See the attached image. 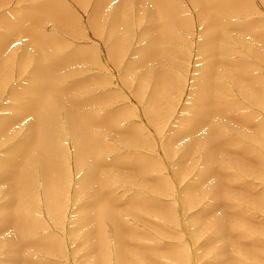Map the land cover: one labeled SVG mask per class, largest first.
Wrapping results in <instances>:
<instances>
[{
  "label": "rangeland",
  "instance_id": "374dc122",
  "mask_svg": "<svg viewBox=\"0 0 264 264\" xmlns=\"http://www.w3.org/2000/svg\"><path fill=\"white\" fill-rule=\"evenodd\" d=\"M34 1L36 3L40 2V4H42L43 2H47L52 7L56 8H59L57 7L59 5L66 11L68 9V11H70L74 17L76 16L75 19L77 21L76 24L78 25V32H75L71 26L65 25V23L63 24V22L52 18H50V20L48 18H46L45 20H41L40 28L44 32L46 31V34L53 37L52 39H54L55 44L56 42H58V49L56 48V52L52 53L50 61L51 59L54 60L57 57H72V55H77L76 62H74L68 69L65 70L64 68L62 79H65V83L68 82L67 84L64 83V85L68 88L72 87L73 89H79L78 96L81 95L79 97L88 101V105L86 103L85 106L89 108V111H91L90 114L94 115V117H96L95 119L99 118L98 121L100 122L96 121L97 124L99 123L98 126L96 125L98 127H96V129L98 134L101 135V141L104 140L103 145L106 143L104 145L106 147L102 148L101 151L103 152V156L99 158L102 160L98 161V165L96 163V166L99 170V175H101V173L104 176L107 174L105 176V184L102 188V191L104 192L101 195H108L112 197V200H115V204H113L115 211L119 214H125L123 216V222L126 225H116L118 228H120L119 232L121 229L122 231L126 230V233L128 231L127 235L129 237L128 240L130 241V244L128 249H126L127 252L124 258H132L129 260V264H159V262L161 264H234L232 263L233 261H231V254H233V250L219 253L220 260L219 258L215 257L216 251L214 250V248L220 249V246H222L224 243L228 244L226 246H228L231 250V248L235 247L233 241L224 240L221 236L219 238V235L214 234V232L216 231L214 227H209L208 225L205 228L206 231H204L203 229L204 232H201L200 230L202 228L200 225H198L197 223H190V219H192L195 214H198L199 210V213L201 212L199 217L202 216L203 219H206L205 221L208 222L226 212L227 217L229 216L228 218H231L229 219L230 222L231 220H233L232 217H234L235 214H240L243 216L245 215L243 220L245 218L247 219L242 222L243 226L241 227L245 230L243 238L244 240H242V242L240 241V243L238 244L239 247L242 246L243 248L241 249V247L239 248L236 246V251L237 254L239 253L238 255L240 256V260L237 259V261L239 262H236L235 264H264V199H262V197L264 198V176L263 178H261L260 182L258 177H255L253 175L242 176L241 174H237L236 180L233 181V183H231V185L229 186V192H227L228 194H225V197L228 198H226L223 203L217 208H212L213 210L211 208H208L209 199L207 198L209 197L203 194L195 203L196 205L193 204L194 208L191 205L186 206L184 202L183 192L187 188V186L194 180V178H196L195 176L197 175V173H199V170H202V165L204 163V152L202 151V149L197 147L198 142L196 143L194 140H192L195 136L194 133H191V135L185 134L184 136H179L177 140H175L176 150H173L174 154L172 153V148H169L170 142L168 141L170 131L174 129V127V131H176L183 119L191 116H197L195 110L191 109L192 104H195L192 98V88L196 87V85L200 82V79L203 76V67L210 60L217 61L215 69H219V72L221 71L220 73L222 74V78L224 79V87L228 82V79H226L225 76V72H229V69L232 72V68L236 67L228 61H240L243 63H247L246 65H249L251 68L248 72H246L249 74V76L247 77H263L264 89V54L262 57H259L262 62L259 60V58L253 57V54L256 55L257 53L264 52L263 40H257L256 38L262 37L258 36L261 34V31H263L264 36V0H261V2L260 0H242L243 8L240 6L236 7L238 9L233 8L231 12H229L230 14H228L232 17L227 15V19L225 18V16L222 17L223 13H221L220 16L219 14H216L215 12L210 10H208L209 13L206 12L205 14H202V12H204L203 10H206L205 7L200 3L194 5L192 3L193 0H173V9L175 10H173V15L171 17L172 21H175L177 23H173L170 32L171 35L173 34L176 40H172L171 46L175 49V51L174 54L170 55V58L174 59L173 63L172 60L169 59L170 63H172L169 69L173 72V74L178 76L177 78L179 80L177 79L178 81H175L177 86L176 84L175 86H171L170 90H172H169L168 92L171 94L169 95L170 97H168V103L170 101V104L168 105L165 99V102L162 106L163 108L158 104L159 114L157 116V121L152 118L153 115H150L148 111V96L149 92L151 93L153 84L151 83V79L150 82L147 81V79L151 76L150 72L152 73V76L161 75L163 68L169 66V62L165 59H161L159 60V62L156 60L159 64H157L156 61H146L144 64L137 63L138 52H140L143 47L149 46L153 41V37L155 36L153 30L148 28L153 24L150 25L151 22L147 18V13L141 14L140 12H142V10H139V6L137 9L134 5L132 7L129 5L127 17L129 16L130 19L126 18L125 27L121 25L120 22L117 24V26L119 27L111 32L112 24H110L109 22L111 21V23H113L112 19H114V16L112 12H115L114 8L116 9L118 7V4L120 5L119 1H121V3L123 4L122 0H107L100 7L99 12L101 13H98L96 15L95 20L93 18L95 17L94 13L98 0ZM130 1L132 0H124V3L126 2V4H130ZM28 4V0H0V18H3V16H5L3 18L4 20L7 19V21H14L13 19H16L19 14L24 12V9L26 10V8L29 7ZM150 6L151 5L146 2L144 5H141V8H143V11L145 12L148 11V8ZM136 9L138 11H136ZM217 10H219L218 7L216 8V11ZM235 10L238 11L236 12ZM218 16L220 18H218ZM2 18L0 19V36L6 31L5 28H3L5 27V25L2 23ZM179 18L181 20L186 19V26H184V24H178L182 23L178 22ZM91 19L93 21H91ZM215 19L216 21H220V23L221 19L230 23V25L225 29L226 32L224 33L225 35L222 36L223 39L221 38L219 41L220 46L223 47L221 49H224L222 55H224L226 59L225 63H221L222 55H219L220 52H218L217 56H214L205 52L200 47L202 40L205 39L210 32L208 31L209 26ZM47 20L48 22H46ZM261 22L263 23V25ZM174 24L176 26H174ZM234 24L236 25L233 26ZM249 24L252 26L249 27ZM253 24L255 25L254 28ZM239 25L245 27L246 25L248 26L246 27L247 30H245V33H243L244 31L238 29ZM256 28L258 31L255 30ZM253 29L257 32H255ZM145 31H149L150 33L148 34ZM114 32L116 33V35ZM215 34H217L218 36V33ZM114 35L116 36V38L114 37ZM147 35L150 36L146 37ZM226 35L227 37H225ZM111 37L112 39L110 41L109 39ZM16 38V41L10 39V41H8L5 45L6 48L4 47L3 51L0 52V54H2L0 56V59L3 62V64H0V119H4L7 116L9 118L11 116L13 117V119H11L12 124L9 123L11 126H6L10 129L5 131L4 133L6 137L4 135L0 138V160L6 156V151H8L13 145L21 140L23 135L28 134L27 132H29V129L27 130V126L29 127V124H31L30 121L32 122L33 120V115L31 114L18 115L17 118H14V115L18 114V107H16L15 104H18L19 101L16 102L18 99H13V92L16 91V89H23L24 86L29 87L31 82L33 81L32 70L35 66V60H33L35 57L31 56V54H29V56L31 57H28L26 53L27 58L25 56L24 63L21 64L20 62L23 58L22 55H20L21 51L26 49L29 53L40 52L38 47L35 44L29 42L28 39L23 38L21 35H19V37L16 36ZM113 41L115 42L116 51L118 52L117 56H115L116 54L112 52V44H114ZM215 42L216 44H218L217 41ZM225 45L227 46L225 47ZM238 46H242L243 48L240 49ZM244 47H246V49ZM247 48H250V50ZM116 58H118L117 61ZM80 59L83 60L81 61ZM19 63L21 65H19ZM154 63H156L157 65ZM158 67H161L162 69ZM245 68L247 69V67ZM146 70L149 73L146 72ZM139 71L141 73H139ZM147 73L149 75H145ZM153 73H155V75ZM235 79L232 80L234 83L230 81L227 83V93L230 96L229 99L233 98L232 102L238 107H241L242 102L238 103V101L232 96L233 93L235 94V92L237 91V83L235 82L239 80L238 78ZM139 83H141V91L137 92L135 86ZM73 86H75V88ZM19 94H21L20 97H23V99L27 101L28 97L27 95H24V92H20ZM25 97H27V99ZM251 107H253L254 110ZM251 107L248 108L244 105V111L243 109H241L238 114H244V112H248L249 114L251 110V113H257V117L264 121V108L262 109L263 111L261 110V112L258 111L256 107ZM162 109L167 110L165 111L166 114L163 113V119L160 116V111ZM13 113L14 115L10 116V114ZM55 115L56 116L54 118H56V120L58 121L56 126L58 137L56 136V140H58V143L61 144L60 146L64 150H67L63 152V155H58V153H56L57 149H55L54 154H56H53V158H55V156L57 155L56 159L54 160L57 161L58 159V161H61L65 166L63 176H60L59 179H57L58 184H60L59 190L61 198L58 203V205L60 206V212H57L58 215H55V213L51 214L46 212L42 192V176L39 175L40 171L35 170V167L33 168L32 166L31 176L34 175L32 177H34L35 180V190L33 187L34 198H32V202L34 201V203L31 206H28L26 209L28 212L27 215L31 217V221L34 220L36 222L34 223V227L30 228V232L28 231L26 235L27 238L28 236H30L31 239L27 241V239L25 238L26 241L21 243L22 238L17 235L18 231H16L11 226L3 228L0 225V264H8L9 261L11 262L12 260H16L17 258L20 259L23 256L32 260V264H89L91 263V261L93 262L91 264H94L95 260L93 259V257L95 259L98 258V264H100L101 260L103 261L102 264H117V259L114 251L115 249L112 243L114 229H116V226L114 225L115 223L105 222L103 227L101 226L102 239L104 240H102L103 250H101V248L96 245V247H94L93 242H87L86 240V234L88 232H97V230L92 229L91 225H85L84 222H81L80 216L82 213L88 211L87 204H90V201L95 196L94 193L90 192L92 191V189L84 192L81 195L77 193V190L79 191V189L77 188L76 184H78L83 174L87 172V168H76L74 156L75 154H73V152H75L74 150H76V147L73 145L75 140L70 135L69 128L67 127L68 124L66 123L63 114L59 117L57 113ZM96 115L98 116V118ZM56 120L53 121L56 122ZM107 123L112 127L108 126L107 128L109 129H104L103 127ZM132 127L133 131L130 130L132 129ZM212 127L210 128V125L203 126L201 128L203 131L200 130V132L196 134V139H199L200 141V139L207 134V131L212 132ZM246 127L247 129L244 127L240 130H231V134H227L226 136V139H233L237 141L235 147L237 149H231L232 153L236 156H238L237 153L238 149L240 150V147L245 145L251 146L253 144L250 138L246 136V132L251 137V134H257V132L260 131L258 129L256 130L254 128H250L247 125ZM54 128L51 127L52 130ZM100 130L104 131L102 133H99L101 132ZM253 131L255 133H253ZM260 132L263 135L264 141V131ZM133 135L140 138L137 139ZM53 138H55V135L53 137H50V142L56 145V140ZM256 144H259L258 141H256ZM191 146H195V150L192 151L190 149ZM252 147L254 148V145ZM185 149L186 151L190 152L188 154V157H190L187 161H184V158H181V152ZM33 151L34 153H36L35 150ZM256 153H259V151H256ZM262 153L264 159V148ZM70 154H72V156ZM233 154H230V156L236 158V156H234ZM249 158L250 161L252 160L254 162V158L252 157V155ZM120 160L123 161L125 165L122 162L121 164L123 165H121ZM150 161L153 164H150ZM146 162L149 163L147 164ZM145 163L148 166L155 165L156 171L150 169L149 175L148 173H146L147 175H143L142 177H140L137 170H141V168H139V165L143 166ZM129 164H131L130 166H132V168L129 167ZM230 172H234L235 174L237 170L232 171L230 169ZM253 174L255 175V173ZM111 178L114 180L112 181ZM159 179L163 181L160 183ZM237 180L241 182L240 184L244 183L245 186H241ZM7 185L8 183L0 182V207L1 205L3 207L6 202L8 203V201L11 202V200H9L5 194V188ZM206 187L207 184H204L202 186L203 190H206ZM251 193L254 195L253 198L251 197ZM136 196H139L140 199ZM240 197H242V200H238ZM131 199L138 200V202H141L142 200V202L139 203L140 208L137 207L140 210L139 214L136 213L137 208L136 210L135 208H130L132 206L131 203L133 202L130 201ZM259 201L261 202V205H259ZM238 204L242 206H239ZM225 205L226 207H224ZM220 206L222 207V211L218 209ZM2 207L0 208V221L3 219H7V213L1 211ZM116 218H118V216L114 217L115 220ZM246 223L248 226L245 225ZM195 224L198 225V227L195 226ZM112 225L114 226V228ZM130 234L132 236H135L132 237ZM139 235H141V238H138ZM16 237L18 238V242L21 243L22 249L19 250V253L13 256L12 248L16 244ZM11 238L15 239V241L11 242ZM229 238L233 240V237L231 235H229ZM50 239H53L51 240L52 243H49ZM45 240L46 242L48 241V243H44ZM37 241L39 243H36ZM54 242L56 245L54 244ZM50 244L51 246L54 245L53 248L55 249H53ZM48 246H50L52 249H49ZM204 248H206L208 252L204 254L205 256H203L202 253V250H204ZM51 250H54L55 252ZM135 250H137V253L134 252V254L133 251ZM170 251L171 253H169ZM251 252H253L255 256H253ZM148 253L152 254L153 256H150ZM130 254H133L135 256ZM183 254H185V256ZM194 254H196L197 257ZM179 256H182V262L179 260V258H177ZM187 257L188 259H186ZM222 259L223 261L221 262ZM150 260L153 262H151ZM23 263L26 264L25 262L20 261V264Z\"/></svg>",
  "mask_w": 264,
  "mask_h": 264
},
{
  "label": "bare ground",
  "instance_id": "6f19581e",
  "mask_svg": "<svg viewBox=\"0 0 264 264\" xmlns=\"http://www.w3.org/2000/svg\"><path fill=\"white\" fill-rule=\"evenodd\" d=\"M23 1H25V0H23ZM28 1H29V4H28L29 7L26 8V10L24 9V12H22V13L20 12L21 14H19L16 19H13L14 21H10V20L7 21V19L4 20L3 18L5 16H3V15H2L3 18L1 17L2 21H3L2 23L5 25V27H3V28H5L6 31L0 36V52L3 51V48L5 47L6 43L8 41H10V39L11 40L13 39L14 41H16V39H17L16 36L19 37V35H21L23 38L28 39V41L31 42L32 44H35L38 47L40 53H33V52L29 53V52H27L26 49H24L20 53V55H22V57H23V58L21 57L22 58L21 62L19 61L21 64L24 63L25 56H26V58H27V55H28V57H31V56L35 57L33 59V60H35L34 61L35 66L33 67V70H32L33 81L31 82L29 87L24 86L23 89H19V90L16 89V91L13 92V94H14L13 99H18L16 102L19 101L18 104H15L16 107H18L17 108L18 114L14 115V113H13V114H10V116L14 115L15 116L14 118H17L18 115L31 114V115H33V120H32V122L30 121L31 124H29V127L27 125H25V126H27V130L29 129L28 130L29 132H27L28 134L23 135L21 140L19 142H17L15 145H13L8 151H6V153H7L6 156L0 160V182L1 183H3V182L8 183V185L5 188V194H6L7 198L9 200H11V202L10 201H8V203L6 202L3 207L1 205V207H2L1 211L7 213V219L1 220L0 225L3 228L7 227V226H11L16 231H18L17 235L22 238L21 243L26 241V239H27V241H29L31 239L30 236H28V238H27L26 235H27L28 231L30 232V228L34 227V225H35L34 223H36V222L34 220L31 221V217L29 215H27L28 212L26 209L28 206H31L34 203V201L32 202V200H33L32 198H34L33 187L35 190V180H34V177H32L34 175L31 176V169H32L31 167L32 166H33V168L35 167L34 168L35 170H37V171L39 170L40 171L39 175L42 176L43 191L42 190L41 191L43 192V200H44V206L46 207V209H45L46 212L51 213V214L55 213V215L57 214V212L58 213L60 212V210H59L60 206L58 205V203L60 201L61 195H60V190H59L60 184H58L57 179H59L60 176H63L65 166L62 164L61 161H58V159H57V161L54 160V159H56L57 155L55 156V158H53V154L55 152V149H57L56 153H58V155L59 154L63 155V152H65L66 149L64 150L60 146L61 144L58 143V140H56L58 137V132L56 129L58 121L54 117L56 116L55 115L56 113H57L58 117L63 114V117H65L66 123L68 124L67 127L69 128L70 135L75 140V142L73 144L76 147V150H74L75 152H73V154H75L74 155L75 156V166L77 169L83 168V167L87 168V172L85 174H83V176L80 178L78 184H76L77 188L79 189V191L77 190V193H79L81 195L84 192L92 189V191H90V192L94 193V196H95L91 200L92 203L90 201V204L89 203L87 204L88 211L82 213L80 216L81 222H84L85 225L89 224L92 226V229L97 230V232H88L86 234V240H87V242H93L94 247L98 246L101 248V250H103V248H102V240L103 239H102L101 226L103 227L105 222L106 223L107 222L115 223L114 225L116 226V229H114V235H113V242L112 243H113L114 249H115L114 251H115V255H116V259H117L116 262H117V264H129V260L132 258H127V259L124 258L125 254L127 252L126 249H128L129 244H130L129 243L130 241L128 240L129 237L127 235L128 231L126 233V230L122 231V229H121L119 232L120 228L117 227V225H124V226L126 225L123 222V216L125 214H119L115 211L114 206H113V204H115V200H112V197H110L108 195H105V196L101 195L104 192V191H102L103 190L102 188L105 184V179H106L105 176L107 174L105 176L102 173H101V175H99V170L96 166V163L98 161L102 160V159H99V158H101V156H103L102 155L103 152L101 151L102 148L106 147V146H104L106 143L104 142L105 144L103 145L104 140L101 141V137H100L101 135L98 134L97 129H96V127L99 124V123L97 124V122H100V121H98L99 118L96 115L98 119H95L96 117H94V115L90 114L91 111H89V108L85 106V104L88 101L79 97L81 95L78 96V90L79 89L78 90L73 89L72 87L68 88L67 86L64 85L65 79H62L64 68L66 70L74 62H76V60H77L76 56L77 55L74 56L71 54L72 57L69 56V57H59V58L56 55V57L58 59L55 58L54 60L51 59V61H50V57L52 56V53L56 52V50H55L56 48L58 49V45H57L58 42H56V44H55L54 39H52L53 37L46 34L45 33L46 31L44 32L40 28L41 20H45L46 18H48L50 20V18H52V19H57V20L63 22V24L65 23V25L71 26L75 32H78V25L76 24L77 21L75 19L76 16L74 17L71 14V12L68 11V9L66 11V10H64V8H62L59 5L58 6L56 5L57 7H59V8H56V7H52L47 2H43L42 4H40V2L36 3L34 0H28ZM79 1H81V0H79ZM106 1L107 0H98L97 6L95 8L96 10L94 13L95 17L93 18L94 20L96 18V15L98 13H101V12H99L100 7ZM122 1H123V4L121 3V1H119L120 5L118 4L117 5L118 7L116 9L114 8L115 12H112L113 16H114V19H112L113 23H111V21L109 22L110 24H112L111 32L113 30H115L117 27H119V26H117V24L120 22H121L120 24L125 27L126 18L130 19L129 16L127 17V15H128L127 11L129 9V5L131 7L134 5L137 9L139 6V10L140 11L142 10V12H140L141 14L142 13L148 14L147 18L151 22L150 25L153 24V25L149 26L148 28L153 30V33L155 36L153 37V41L149 46L143 47L140 50V52H138L137 63L144 64L146 61L152 62V61H156V60L159 62V60H161V59H165L169 62V66L166 68H163L161 75H155V73H156V71H155V73H153L155 76H152L151 72H150V74H151L150 78H148L146 76L149 79L148 80L146 78L147 81L150 82V79H151V83L153 84L151 93L149 92V96H148L149 97L148 111H149L150 115H153L152 118H154L157 121V116L159 114V105H160V107H162L165 100L167 101L168 105L170 104V101L168 103V97H170L169 95H171V94L168 92H169L171 86H175V84H176L175 81L178 79L177 78L178 76L173 74V72L169 69V67L172 65L173 59H174V58L171 59L170 55L174 54V51H175V49L172 48V46H171L172 40L173 41L176 40L174 38L173 34L171 35L170 32H171V28H172L173 23H177L175 21H172V17H171L173 15V10H175V9H173V5H174L173 0H132V1H130V4H126V2L124 3V0H122ZM225 1H227V2H225ZM146 2H148L151 6L148 8V11L144 12L143 8H141V5H144ZM260 2H261V0H260ZM192 3L194 5H197L200 3L202 6L205 7L206 10H203L204 12H202V14H205L206 12L209 13L208 10H210V11L215 12L216 14H219V15L221 13H223L222 17L225 16L226 19L228 18V16H230L228 14H230L229 12H231V10L233 8H236L239 6L243 8L242 0H236V1L193 0ZM217 7L219 8V10L216 11ZM137 9H136V11H138ZM146 9H144V10H146ZM236 9H238V8H236ZM133 11H135V10H133ZM174 12H176V11H174ZM231 15H232V13H231ZM233 15H235V14H233ZM0 16H1V14H0ZM111 16H112V14H111ZM230 17H232V16H230ZM110 18H112V17H110ZM218 18H220V17L218 16ZM10 19H11V17H10ZM175 19H176V17H175ZM185 20L186 19L181 20L179 18L178 22H182V23H178V24H184V26H186L187 23ZM91 21H93V20L91 19ZM46 22H48V20ZM229 25H230V23H228L222 19H221V23L218 20L216 21V19L213 20L212 24L209 26L208 31H210V32L206 36V38L202 40L200 47L205 52H207L211 55H214V56H217L218 52H220L219 55L221 56L224 49L223 50L221 49L223 47L220 46L219 41L222 38V36L225 35L224 34L226 32L225 29ZM235 25L236 24H234L233 26H235ZM262 25H263V23H262ZM174 26H176V25L174 24ZM250 26H252V25L249 24V27ZM254 26L255 25L253 24V28H254ZM109 27H111V26H109ZM246 27H248V26L246 25ZM246 27L239 25L238 29L241 31H244L243 33H245V30H247ZM256 27H258V26H256ZM128 28H129V26H128ZM255 30H257V28ZM257 31H255V32H257ZM145 32L148 34L150 33L149 31H145ZM215 33H218V36ZM115 35H116V33H115ZM115 35H114V37L116 38ZM256 35H257V33H256ZM149 36L147 35L146 37H149ZM258 36H262V37H256L257 40H263V42H264L263 31H261V34ZM13 37H15V38H13ZM112 37L109 39L110 41H111ZM225 37H227V35ZM151 40H152V38H151ZM114 41H117V40H114ZM114 41H113L114 44H112V46H113L112 52H114L116 54V55L115 54L114 55L117 56L118 52L116 51V46H115ZM215 41H217L218 44H216ZM59 44H60V42H59ZM224 44H222V45H224ZM226 46L227 45H225V47ZM238 47L240 49L243 48L242 46H238ZM246 47H249V46H246ZM246 47H244V48L246 49ZM247 49L250 50V48H247ZM26 53H27V55H26ZM74 53H76V52H74ZM29 54H31V56H29ZM224 54H226V53H224ZM263 54H264V52L257 53L256 55L253 54V57L259 58V57H262ZM1 55L2 54H0V56ZM114 55H112V56H114ZM9 58H11V57H9ZM82 58H83V56H82ZM221 58H222L221 63H225L226 59H225L224 55H222ZM117 59L118 58H116V61H117ZM169 59L172 60V63H170ZM259 60L261 61L260 58H259ZM157 61H156V63H157ZM228 62L235 65L236 67L232 68V72L230 71V69H229V72L226 71L225 76H226V79H228L227 81L228 82L230 81L232 83H234L232 80H234L235 78L239 79L237 82H235V83H237V91L235 92V94L233 93L232 96L238 101V103L242 102L241 107H238L236 104H234L232 102L233 98L229 99L230 96L227 93L228 92V85H227L228 82L226 83V85L224 87V83H223L224 79L222 78V74L220 73L221 71L219 72V69L218 70L215 69V65H216L217 61L216 60H210L203 67V76L200 79V82L196 85V87L192 88V90H193L192 98H193V101L196 105L192 104L191 109L195 110V112L197 113V116H191V117L183 119L182 122L179 124L178 129L176 131H174V129H175V127H174V129H172L170 131V134H169V140H168L170 142L169 148H172V153H173V150H176L175 140H177V138L179 136H184L185 134L191 135V133L195 134V136L192 140H194L196 143L198 142L197 147L202 149V151L204 152V154H203L204 163L202 165V170H199V173H197L196 176L193 175L196 178H194V180L192 179L193 181L187 186V188L185 190L183 189L184 192L182 191L183 195H184V202H185L186 206H188V205L193 206V204H195L197 202V200L200 199L201 195L203 194V195L209 197V198H207V199H209L208 208L209 209L210 208L211 209L217 208L219 205H221L223 203V201L226 198H228V197H225V194H228L227 192H229L228 191L229 186L231 185V183H233V181L236 180L237 174L238 175L241 174L242 176L253 175L255 177H258L260 182H261V178H263V176H264L263 175V160L264 159H263V153H262L263 148H264V146H263L264 141H263V135L260 132V131H264V121L257 117V113H251V110H250L249 114H248V112L247 113L244 112V114H238V112L241 109H243V111H244V108H243L244 105L247 106L248 108H250L251 106H254V107H256V109L258 111H261L264 108L263 107L264 106L263 77L262 76H261V78L259 76H258L259 78L247 77V76H249V74L246 72H248L251 69L249 65H246L247 63H243L240 61H232V62L228 61ZM20 63H19V65H21ZM25 63H26V61H25ZM156 63H154V64H156ZM0 64H3L2 60H1ZM157 64H159V63H157ZM151 67H150V69H151ZM245 67H247V69ZM148 68H149V66H148ZM158 68H161V67H158ZM146 72H148V71L146 70ZM139 73H141V72L139 71ZM139 73H137V74H139ZM148 73L145 75H149ZM65 76H67V75H65ZM138 76H140V75H138ZM221 78H222V80H221ZM131 81H133V80H131ZM67 83H65V84H67ZM128 83H130V82H128ZM144 84H146V83H144ZM75 86H73V87L75 88ZM176 86H177V84H176ZM135 89H137V92H140L141 91V83L137 84L135 86ZM233 91H231V92H233ZM20 92L21 93L24 92V95H27L28 99H27V97H25L27 99V101H25L23 99V97H20V95H21V94H19ZM166 94H167V96H166ZM239 99H240V101H239ZM87 105H88V103H87ZM235 108H236V110H235ZM251 108L253 109V107H251ZM165 111H167V110L162 109L160 111V113H161L160 116L162 119H163V113L166 114ZM7 117L4 119H0V138H1V136L5 135L4 134L5 131L10 130L9 127L7 128L6 126L10 125L9 123H11V121H12L11 119H13V117L12 116L10 118L9 117L7 118ZM227 117H229V118H227ZM102 118H104V117H102ZM108 119H109V117H108ZM108 119H107V121H108ZM53 120L54 121L56 120V122H54ZM54 124H55V128H54ZM206 125H210V128L213 126L212 132L207 131L206 132L207 134L204 132L206 135L204 137H202L199 141V139H196L197 138L196 134H198L200 132V130H202L201 128L203 126H206ZM246 125L250 128H254L256 130L258 129L260 131L259 132L256 131L257 134H251V137L246 132V136L248 138H250V140L253 144L251 146L245 145V146L240 147V150L238 149V153H237L238 156H236L235 154L232 153L231 149L236 147L237 141H235L233 139H226V136H227V134H231V130H240V129H243L244 127L247 129ZM108 126H109V124L107 123L104 125V127L103 126L102 127L104 129H106ZM51 127L54 129L52 130ZM109 127H112V126H109ZM107 129H109V128H107ZM114 130H116V129H114ZM130 130L133 131V127ZM136 130H137V128H136ZM100 131L101 132H99V133H102L104 130L103 131L100 130ZM108 132H109V130H108ZM253 133H255V132L253 131ZM54 135H55V138H53V139L56 140V145L52 144V142H50L51 141L50 137L51 136L53 137ZM59 135H61V134H59ZM135 135H133V136L136 137L137 139L140 138V137H138L139 134H138V136H135ZM5 137H6V135H5ZM181 138H183V137H181ZM256 141H258L259 144H256ZM243 144H245V143H243ZM167 145H168V143H167ZM253 145H254V148L252 147ZM255 146H257V147H255ZM195 148H196L195 146L190 147V149L192 151L195 150ZM236 149L237 148H235V150ZM33 150H35L36 153H34ZM104 150H106V149H104ZM165 151H166V149H165ZM256 151H259V153H256ZM189 153L190 152L186 151V149H185L184 151L181 152V154H182L181 158L182 159L184 158V161H187L188 158L190 157V156L188 157ZM230 154H233L234 156H236V158L231 157ZM3 155H5V154H3ZM70 155L72 156V154H70ZM251 155L254 158V162L251 160L253 163L250 161V158H249ZM64 157H65V155H64ZM121 162L123 163V161L120 160V164H121ZM146 163L148 164L149 162H146ZM146 163L143 166L139 165V168H141V170L138 169L137 171H138L140 177H142L143 175H147L146 173H148V175H149L150 169L155 170V168H156L155 165L148 166ZM123 164L125 165V163H123ZM123 164H121V165H123ZM131 164H129L130 168H132V166H130ZM150 164H153V163L151 162ZM35 165L36 166L38 165V166L36 167ZM97 165H98V163H97ZM178 165H179V163H178ZM118 166H120V165H118ZM180 167H182V166H180ZM230 169L232 171L237 170V172L235 174H234V172L231 173ZM138 173H137V175H138ZM253 173H255V175ZM184 174H185V172H184ZM161 179H163V178H161ZM161 179H159L160 183L163 181ZM208 179H209V182H208ZM113 180L114 179H112V181ZM259 180H257V181H259ZM133 181H134V179H133ZM238 183L240 184L241 182L238 181ZM204 184H207L206 190L205 189L203 190V188H202V186ZM240 185L245 186L244 183L240 184ZM104 189H105V187H104ZM245 189H247V188H245ZM237 191H239V190H237ZM80 192H82V193H80ZM92 193H90V194H92ZM252 193H251V195H252L251 197L253 198L254 195ZM246 195H247V193H246ZM262 196H263V194H262ZM137 198H139V196ZM234 199H236V198H234ZM262 199H264V198L262 197ZM238 200H242V197H240ZM130 201H133L131 203L132 206L130 208L131 209L135 208V210L137 207H139V203L142 202V200H141V202L140 201L138 202V200H132V199ZM258 203H259V205H261L260 201ZM60 204H61V202H60ZM226 205L224 207H226ZM238 205L242 206L240 204H238ZM56 206L58 209L56 208ZM253 206H256V205H253ZM205 207H207V206H205ZM220 207L218 209L222 211V207H221V209H220ZM139 208H137V210H136V213H138V214L140 211ZM193 208H194V206H193ZM243 210H244V206H243ZM199 211H198V214H195L192 217V219H190L191 220L190 223H197L198 225H200L202 228L200 230L201 232L206 231L205 228L208 225H209V227H214L216 229L214 234L219 235L218 236L219 238L221 236L224 240L233 241V243L235 245V247L231 248V250L229 249L228 246H226L228 244H225V243H224L225 246L223 244L222 246H220L221 247L220 249L214 248V250L216 251L215 257L219 258V256H220L219 253H221V252H228V251L233 250V254H231L232 258L230 257L231 261H233L232 263H234V264L236 262H239V261H237V259L240 260V256L238 255L239 253L237 254L236 246L239 247L238 244L240 243V241L242 242V240H244L243 238H244V231L245 230L242 229L241 227L243 226L242 222H244L247 219V218H245L243 220L245 215L243 216L240 214H235V216L233 215L234 217H232L233 220H231V222H230L229 219H231V218H228L229 216L227 217V215H226L227 212H226V213H222L221 215L217 216L215 219L208 222V221H205L206 219L204 220L202 216L199 217V215L201 213V212L199 213ZM203 211H205V210H203ZM119 215H120V217H119ZM208 215H209V213H208ZM115 216H118V218H116V220L114 219ZM205 222H207V223H205ZM198 225L195 224V226H197V227H198ZM245 225H247V223ZM36 227H37V225H36ZM113 228H114V226H113ZM203 229H204V231H203ZM245 229H247V228H245ZM31 231H33V230H31ZM92 231H94V230H92ZM36 232H37V230H36ZM135 234H137V233H135ZM229 235H231L233 237V240L231 238H229ZM134 236L135 235H133L132 237H134ZM33 238H34V236H33ZM138 238H141V235H139ZM51 240H53V239H50L49 243H52ZM10 241L11 242L15 241V239L11 238ZM21 243L18 242V238H17L16 244L14 246L12 245L13 246V248H12L13 256L15 254L19 253L20 252L19 250L22 249ZM36 243H39V242L37 241ZM44 243H48V241L46 242V240H45ZM214 243H216V242H214ZM26 244H27V242H26ZM54 244H55V242H54ZM50 246H51V244H50ZM50 246H48L49 249L51 247L52 248L54 247V245L51 247ZM218 247H219V245H218ZM240 247H241V249L243 248L242 246H240ZM53 249H55V248H53ZM137 250L133 251V253L134 252L137 253ZM51 251L55 252L54 250H51ZM23 252H24V250H23ZM106 253H107V251H106ZM169 253H171V251ZM202 253H203V256H205L204 254L208 253L207 249L204 248V250H202ZM196 254H194V255L196 256ZM251 254L253 256H255V254H253V252H251ZM130 255H133V254H130ZM149 255L151 256L152 254H149ZM183 255L185 256V254H183ZM133 256H135V255H133ZM133 258H135V257H133ZM138 258H136V259H138ZM177 258H179V260L181 261L182 256H179ZM93 259L95 260L94 264L99 263L98 258L95 259L93 257ZM186 259H188V257ZM219 260H220V258H219ZM20 261L25 262L26 264H32L33 263L32 260L23 256L20 259L17 258L16 260H12L11 262L9 261L8 264H20ZM222 261H223V259L221 260V262ZM151 262H153V261H151ZM91 263H93V262L91 261ZM91 263H89V264H91ZM102 263H103V261L101 260L100 264H102ZM107 263H108V261H107ZM186 263H187V261H186ZM159 264H161V263L159 262Z\"/></svg>",
  "mask_w": 264,
  "mask_h": 264
}]
</instances>
